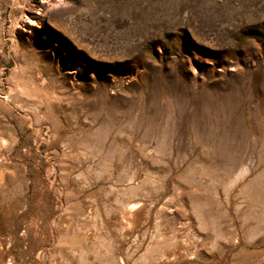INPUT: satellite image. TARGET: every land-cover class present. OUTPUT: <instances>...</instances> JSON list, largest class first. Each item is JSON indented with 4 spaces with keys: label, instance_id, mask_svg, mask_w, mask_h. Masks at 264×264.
<instances>
[{
    "label": "rangeland",
    "instance_id": "1",
    "mask_svg": "<svg viewBox=\"0 0 264 264\" xmlns=\"http://www.w3.org/2000/svg\"><path fill=\"white\" fill-rule=\"evenodd\" d=\"M0 264H264V0H0Z\"/></svg>",
    "mask_w": 264,
    "mask_h": 264
}]
</instances>
